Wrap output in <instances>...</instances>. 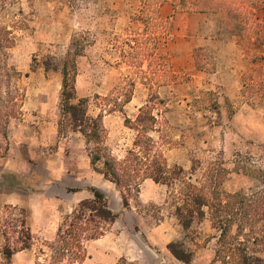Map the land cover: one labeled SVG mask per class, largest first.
Masks as SVG:
<instances>
[{
	"label": "rangeland",
	"instance_id": "1",
	"mask_svg": "<svg viewBox=\"0 0 264 264\" xmlns=\"http://www.w3.org/2000/svg\"><path fill=\"white\" fill-rule=\"evenodd\" d=\"M12 1L0 0V6ZM64 2L68 5L70 13H75L82 21V28L80 26V29L72 36V48L81 53L83 47L93 42V34L96 30L98 31L94 28L97 14L106 13V9L103 0L98 1L97 5L93 0H64ZM130 2L132 3L133 24L126 28L128 36H124L123 32L117 34L118 58L112 63L116 65V69L111 70L116 83L105 84L103 86L105 88L100 90L101 85L96 81L100 70L92 66L93 54H88V59L83 63L85 76L80 79L79 93L89 98V114L96 116L100 112L105 114L119 111L114 119L107 121L105 128H132L126 124V118H130L132 123H135L133 121L140 114L141 107L148 104L156 118L152 127L156 130L150 132L155 142L158 141L156 144L158 150L163 152L164 149L161 146L168 143L182 147L187 142L195 143L204 139L222 142L221 144L214 143L213 147L205 146L200 150L189 151L192 163L197 165L196 170L188 175L194 182L202 178L209 164H223L228 169V175L221 188L224 194L242 191L248 196L256 193H260L259 197L264 196V97L261 94L249 96L242 92L243 74L261 64V56L264 57V44L261 42L253 45L246 44L240 36L227 31L219 12L179 11L174 14L173 11L168 18H164L163 15L171 11V7L173 8L172 4L166 1L161 4L159 15H157L158 20L161 19V21L155 18L146 20L141 12V1L130 0ZM257 14L263 23L260 36L261 41L264 42V5L257 11ZM98 23L100 24V21ZM101 24L106 27L107 20L102 21ZM162 24L164 27H161ZM5 32L3 28L0 37H4L5 44L11 45L12 40ZM254 52L258 55L256 63L252 62ZM196 55L201 58V62L206 67L203 69L206 76L192 77L190 70H183L178 72L172 80L173 62L193 61L196 67L202 70L196 62ZM7 56L6 52H0V91L12 88L10 89L13 94L11 96L17 97L18 101L12 103L8 95L0 96V128H6V114L8 111L15 114L18 109L17 105L23 98L20 91L22 83L18 84L20 75L7 66ZM45 57H41V60H45ZM47 61L54 64L57 62L59 65L63 63L62 60L54 61L49 55ZM216 72L217 74H213ZM6 78L14 82L9 84V87L4 82ZM102 91L106 94L99 93ZM136 91L140 94L141 101L136 104L135 108L125 109L128 100ZM212 128H218L220 131L212 133ZM137 136L138 133L133 131L114 138L112 145L108 143L110 151L116 155L127 156L125 149L129 146H123L120 150L117 145L126 142L123 141L124 137L127 141L130 140V144H133ZM62 147L64 150L61 151V158L54 159L51 163L53 168L64 165L71 169L73 164L71 159H68L71 154L76 155L78 162L83 163L86 152L76 150L70 153L67 146ZM91 147L92 145L88 144V150ZM55 148L56 146H53L51 150L54 151ZM168 164L170 167L174 166L169 162ZM188 171L191 170L188 169ZM183 189V182H176L169 188L162 205L153 203L140 205L135 199H132V204L140 213L148 217L147 223L150 226L153 227L167 219L166 224L176 233L175 225H180V223L170 217L173 213L175 215L177 196H180ZM67 197L71 201L77 198L75 194ZM13 215L15 219L12 220ZM3 216L4 221L10 226L6 230L9 234L11 233L10 236L13 237L11 240H14L17 234L13 232L12 225L19 226V221L26 217L25 211L6 209ZM205 219L209 221V215ZM204 220L197 221L187 231H184L180 225L182 231L180 237L184 242L186 241V246L192 251H217L220 248L218 243L220 231L206 224ZM239 223L247 229L253 224L261 231L264 229V219L255 223L254 216L240 219ZM128 225L125 226V223L120 221L116 225V231L124 232L121 245L128 249L133 257L143 256L144 253L138 246V241L143 243L144 239H147L156 242L162 237L158 231L148 233L147 238L135 225L133 219ZM247 246L248 255L251 258L257 256L262 258L264 264V244H254L252 240ZM41 247L45 248L42 243H38L36 246L38 253ZM217 259L223 264H233L229 262V258L224 261L217 256ZM94 260H98V257ZM2 263L0 259V264ZM93 263L95 261H91V264Z\"/></svg>",
	"mask_w": 264,
	"mask_h": 264
},
{
	"label": "crops",
	"instance_id": "2",
	"mask_svg": "<svg viewBox=\"0 0 264 264\" xmlns=\"http://www.w3.org/2000/svg\"><path fill=\"white\" fill-rule=\"evenodd\" d=\"M98 1L101 0H93L96 5ZM103 5L106 13L97 14L94 28L98 31L96 30L93 34V42L83 47L82 52L77 56L76 87L79 97H86L80 95L79 84L81 77L85 76L83 63L90 53L93 54V68L100 70L99 78L96 80L102 86L100 90L105 88L103 87L105 84L116 83L111 70L116 69V65L112 63L118 58L117 34L123 32L124 36H128L126 28L133 24L130 0H103ZM170 9L171 11L163 15L164 18H168V15L174 11L172 7ZM105 20H107L106 27L101 24ZM80 26L81 28L83 26L80 17L70 13L64 0H13L11 3L5 2L0 6V32L4 28L7 37L12 40V44L7 45L4 43V37H0V52L4 51L8 54L7 66L20 75L18 84L22 83L19 85H21L20 91L23 96L15 114L7 110L6 128H0V227H3L0 228V259L3 261L2 247L7 241L4 232L10 227L4 221L3 214L6 209L25 211L26 225L33 236L32 247L16 252L10 264H35L39 254L37 244L53 241L62 217L70 213L81 200L92 197L90 187H97L107 196L110 207L120 212V217L106 234L87 242L88 257L81 264H91V261H95L93 264H116L121 257L136 261L137 264H186L178 260L168 248V244L172 241H183L180 237L182 232L180 225H175L176 233L166 224L167 219L153 227L150 226L147 223L148 217L138 211L132 204V199L130 207L124 208L120 189L94 169L85 137L80 132L59 134L63 63L59 65L56 62L57 68L50 70L46 69L45 63L48 55L54 61H64L69 52L76 51L72 48V36L80 29ZM43 56H46L45 60H41ZM183 70H190L192 77L206 76V72L199 70L193 61L173 62L171 79L174 80L175 75ZM101 71L104 72L101 73ZM4 82L8 84V87L9 84L14 83L7 78ZM10 89L12 88L0 91V96L8 95L12 103L18 101L17 97L11 96L13 94ZM99 93L106 94L105 91ZM141 99L140 94L137 91L134 92L124 108H135ZM117 112L119 111L105 113L104 125L108 120L114 119ZM105 129L107 133L105 144L109 151L108 143L112 145L114 138L133 131L138 133L133 128ZM154 130L151 132H155ZM217 130L220 131L218 128H212V133H217ZM151 132L150 135L155 142ZM123 141L126 142L117 146L120 150L123 146H129L125 149L128 154L134 149V143L130 144V140L127 141L126 137ZM155 143L158 144V141ZM214 143L222 142L204 139L195 143L187 142L182 147L168 143L161 148L164 149L163 153L170 165H180L186 170H191L193 163L189 157V151L200 150L205 146L213 147ZM53 146H56L54 151L51 150ZM62 146H67L70 153L76 150L86 152L83 163L78 162V157L71 154L68 156L73 164L71 169L64 165L53 168L51 163L54 159L61 158V151L64 150ZM110 152L118 159L126 157V155ZM168 191L167 185L157 183L150 178L145 179L140 186L138 197L140 205L151 203L162 205ZM72 194H75L77 198L73 201L68 200L67 196ZM14 215L12 220L15 219ZM170 218L178 221L174 213ZM132 219L147 238L148 233L160 231L162 234L161 239L156 242L147 239H144L143 243L136 241L140 249L144 251L143 256L133 257L130 251L121 245L124 232L116 231V225L120 221L125 223V226H129ZM204 221L213 227L211 220ZM12 227H15V224ZM193 252L194 258L190 264H223L217 259L216 250ZM95 257H98V260H94Z\"/></svg>",
	"mask_w": 264,
	"mask_h": 264
},
{
	"label": "trees",
	"instance_id": "3",
	"mask_svg": "<svg viewBox=\"0 0 264 264\" xmlns=\"http://www.w3.org/2000/svg\"><path fill=\"white\" fill-rule=\"evenodd\" d=\"M141 12L146 20H158L160 6L169 1L174 14L185 12H219L227 31L238 35L246 44L261 42L260 31L263 23L257 11L263 7L264 0H140ZM161 21V19H159ZM158 20V21H159ZM164 27V24L161 25ZM79 51L69 52L62 66V91L60 96L59 134L80 132L86 139L90 149L91 163L95 170L116 184L120 189L124 208L130 207L131 199L139 202V192L142 181L153 179L169 188L176 182H183L184 189L177 196L175 215L184 231L190 230L194 223L203 221L208 215L212 226L220 231L218 243L220 248L217 256L222 260L230 259L233 264H263L260 257L251 258L248 255L247 244H264V229L256 225L245 228L240 219L254 216V221L264 219V196L260 193L248 196L242 191L230 194L222 192V185L228 175V169L223 164L211 163L202 178L193 181L188 176L195 171L193 163L191 171L180 165L170 167L164 153L156 148V143L149 134L154 130L156 118L150 106L141 107L140 114L132 123L126 118V124L138 131L134 149L130 150L124 159H118L107 148L106 129L103 122L104 114L96 116L89 114V98L79 97L76 87ZM254 55V57H253ZM252 62L258 61V55L252 53ZM259 66L243 74L242 92L249 96L261 94L264 97V57ZM201 58L196 55L200 69H206ZM46 69H56L52 62L45 63ZM130 99L128 100V102ZM115 110V109H114ZM92 197L81 200L73 210L66 214L57 230L53 241L43 244L35 264H81L87 257L86 244L90 240L102 237L120 217V212L114 211L105 193L97 187H90ZM256 195V196H255ZM140 204V202H139ZM13 232L17 234L14 240L5 230L6 243L2 247V264H10L13 255L21 250L31 248L33 236L22 218ZM236 230L234 231V227ZM171 253L180 261L190 264L194 252L184 241H172L168 244ZM47 249V250H46ZM222 257V258H221ZM116 264H137L121 257Z\"/></svg>",
	"mask_w": 264,
	"mask_h": 264
}]
</instances>
